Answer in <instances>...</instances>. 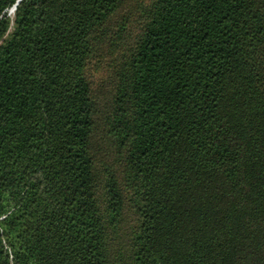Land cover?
<instances>
[{
  "label": "trees",
  "instance_id": "trees-1",
  "mask_svg": "<svg viewBox=\"0 0 264 264\" xmlns=\"http://www.w3.org/2000/svg\"><path fill=\"white\" fill-rule=\"evenodd\" d=\"M0 0V264H264V0Z\"/></svg>",
  "mask_w": 264,
  "mask_h": 264
},
{
  "label": "water",
  "instance_id": "water-1",
  "mask_svg": "<svg viewBox=\"0 0 264 264\" xmlns=\"http://www.w3.org/2000/svg\"><path fill=\"white\" fill-rule=\"evenodd\" d=\"M21 1H22V0H18V1H17L16 5L11 9V11H10L9 14H12V13L15 12L17 5H18Z\"/></svg>",
  "mask_w": 264,
  "mask_h": 264
},
{
  "label": "bare ground",
  "instance_id": "bare-ground-1",
  "mask_svg": "<svg viewBox=\"0 0 264 264\" xmlns=\"http://www.w3.org/2000/svg\"><path fill=\"white\" fill-rule=\"evenodd\" d=\"M13 14V13H12Z\"/></svg>",
  "mask_w": 264,
  "mask_h": 264
}]
</instances>
